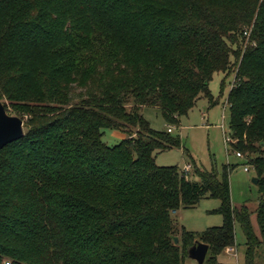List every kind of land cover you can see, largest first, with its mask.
<instances>
[{"label": "trees", "instance_id": "1", "mask_svg": "<svg viewBox=\"0 0 264 264\" xmlns=\"http://www.w3.org/2000/svg\"><path fill=\"white\" fill-rule=\"evenodd\" d=\"M234 68L230 144L254 153L259 236L230 203L232 166L190 180L156 165L180 142L141 113L178 125ZM0 98L24 123L0 149V264H186L196 241L219 264L235 220L245 264L257 249L264 264V0H0ZM105 130L125 137L108 145ZM204 198L222 225L186 231L174 212Z\"/></svg>", "mask_w": 264, "mask_h": 264}, {"label": "rangeland", "instance_id": "2", "mask_svg": "<svg viewBox=\"0 0 264 264\" xmlns=\"http://www.w3.org/2000/svg\"><path fill=\"white\" fill-rule=\"evenodd\" d=\"M225 75L221 72L214 73L209 81L208 89L214 100L213 104L209 102L206 96L200 95L187 115L179 119L178 125H169L171 136L179 139L180 146L157 153L155 164L158 166H178L182 172L184 171L183 167L188 165L189 170L183 173L190 180H197V176L193 173V167L211 170L213 167L220 169L222 165L232 166L229 172L230 203L238 209L243 206L247 208L251 213L250 221L253 231L259 236L255 210L261 195L257 187L258 177L250 163L254 158V153L232 148L230 143H225V136H229L227 94L231 86L234 85L235 68L229 75ZM0 101L2 104L5 103V110L9 115L17 116L9 108L7 100L0 98ZM141 113L152 129L166 130L168 124L163 119L159 108L143 107ZM131 132L132 136L135 137L136 130L131 129ZM124 137L125 134L122 132L105 130L102 139L108 145H114ZM236 141L235 139L233 143ZM237 151L241 153V157L235 155ZM245 166L249 169L247 172L244 171ZM253 177L257 178V184L252 181ZM220 204L221 201L217 198H204L194 207H181L173 217L186 231L200 233L208 228L222 225V215L215 212ZM234 238L233 249L231 247L225 248L216 257L217 263L245 264L246 239L239 222L236 220L234 221ZM260 255L261 249H257L254 264H262ZM207 258L208 255L206 254L203 264ZM185 263L197 264L190 258H187Z\"/></svg>", "mask_w": 264, "mask_h": 264}, {"label": "water", "instance_id": "3", "mask_svg": "<svg viewBox=\"0 0 264 264\" xmlns=\"http://www.w3.org/2000/svg\"><path fill=\"white\" fill-rule=\"evenodd\" d=\"M24 135L23 120L18 116L9 115L2 102L0 101V149ZM252 181L257 184V178ZM178 238L174 237V243ZM208 252V245L196 241L187 250L188 258L194 260L197 264H203Z\"/></svg>", "mask_w": 264, "mask_h": 264}, {"label": "built area", "instance_id": "4", "mask_svg": "<svg viewBox=\"0 0 264 264\" xmlns=\"http://www.w3.org/2000/svg\"><path fill=\"white\" fill-rule=\"evenodd\" d=\"M166 130L168 131V132H171V127L168 125L167 126V128H166ZM234 140L233 139H231V137L230 136H225V143H232ZM235 155L236 156H238V157H241V153L240 152H235ZM183 172H186V171H188L189 170V166L187 165H185L184 167H183ZM249 169H248V167L247 166H245L244 167V171L245 172H247ZM7 264V263H6Z\"/></svg>", "mask_w": 264, "mask_h": 264}, {"label": "crops", "instance_id": "5", "mask_svg": "<svg viewBox=\"0 0 264 264\" xmlns=\"http://www.w3.org/2000/svg\"><path fill=\"white\" fill-rule=\"evenodd\" d=\"M176 212H174V214H175ZM232 249H233V247H231Z\"/></svg>", "mask_w": 264, "mask_h": 264}]
</instances>
